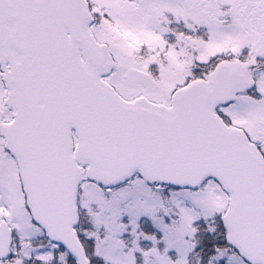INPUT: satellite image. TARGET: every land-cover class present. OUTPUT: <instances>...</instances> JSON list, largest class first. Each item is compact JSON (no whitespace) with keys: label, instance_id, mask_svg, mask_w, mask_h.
<instances>
[{"label":"snow or ice","instance_id":"snow-or-ice-1","mask_svg":"<svg viewBox=\"0 0 264 264\" xmlns=\"http://www.w3.org/2000/svg\"><path fill=\"white\" fill-rule=\"evenodd\" d=\"M0 264H264V0H0Z\"/></svg>","mask_w":264,"mask_h":264}]
</instances>
